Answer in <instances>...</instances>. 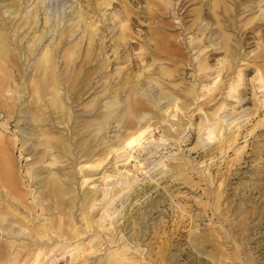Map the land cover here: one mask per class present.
Here are the masks:
<instances>
[{
    "label": "rangeland",
    "instance_id": "374dc122",
    "mask_svg": "<svg viewBox=\"0 0 264 264\" xmlns=\"http://www.w3.org/2000/svg\"><path fill=\"white\" fill-rule=\"evenodd\" d=\"M0 33V264H264V0H0Z\"/></svg>",
    "mask_w": 264,
    "mask_h": 264
},
{
    "label": "bare ground",
    "instance_id": "6f19581e",
    "mask_svg": "<svg viewBox=\"0 0 264 264\" xmlns=\"http://www.w3.org/2000/svg\"><path fill=\"white\" fill-rule=\"evenodd\" d=\"M19 11V10H18ZM25 15V14H24ZM5 35V34H4ZM18 35V34H17ZM13 37V36H12ZM0 45H2V47H0V50L2 51V54L4 56L7 55V49L5 47H3V41L1 39V33H0ZM8 45V44H7ZM62 48V47H61ZM32 49V48H31ZM194 57V56H193ZM46 64V63H44ZM44 66V69H46L45 65ZM56 81V80H55ZM1 85V84H0ZM106 90V89H105ZM153 91V90H152ZM117 92V91H116ZM112 95V94H111ZM174 99V98H172ZM112 102V101H111ZM59 101L58 100H54L52 101V104L55 106V107H59ZM63 103V102H62ZM115 102H112V103H108L107 105V115L106 117L104 118L103 121H100L98 123H96L94 126H93V130H94V135L96 136L98 133H100L106 126V123H107V119L110 117V112H112L113 109H115V105L113 104ZM119 103V102H118ZM181 103V102H180ZM120 104V103H119ZM117 106V104H116ZM14 108V107H13ZM62 108V107H61ZM158 110V109H157ZM182 111V110H181ZM119 112V111H118ZM165 112V111H164ZM121 114V113H120ZM167 114V112H166ZM173 115V114H172ZM68 116V115H67ZM105 116V115H104ZM103 116V117H104ZM163 117V116H162ZM166 120V119H165ZM178 120V119H177ZM164 121V120H163ZM217 124V123H216ZM179 126V125H178ZM72 128V127H71ZM108 130V129H107ZM60 131V130H59ZM36 132V130H35ZM80 133V132H79ZM212 132L210 131V134ZM39 134V133H38ZM152 134V133H151ZM209 134V135H210ZM92 135V133H91ZM141 135V134H139ZM138 135V136H139ZM207 136V135H206ZM211 137V135L209 136ZM135 137L133 138H130L126 141V144L128 145H132L133 142L135 141L134 140ZM213 138V137H212ZM225 138V137H224ZM74 139V138H73ZM85 139V138H84ZM87 140V139H86ZM142 141V140H141ZM81 143V142H80ZM79 143V144H80ZM125 144V145H126ZM135 144V143H134ZM81 145V144H80ZM95 145V144H94ZM80 147V146H79ZM133 147V146H132ZM225 147V146H224ZM82 146L79 148L81 149ZM83 149V148H82ZM123 149V148H121ZM62 150V149H61ZM220 150V149H219ZM218 150V151H219ZM222 150V149H221ZM225 150V149H224ZM123 151V150H122ZM85 155V154H84ZM99 157V156H98ZM96 158V157H95ZM88 162V161H87ZM70 165V164H69ZM99 166V165H98ZM101 166V165H100ZM12 167H13V159H12V156H11V153H10V149L8 147V145L4 142L3 138L0 137V180H1V183L2 185L6 188V190H12L13 192L16 191L18 193V186H17V182L15 180V177L12 173ZM83 167V166H82ZM34 173V172H33ZM181 173V172H180ZM32 174V173H31ZM47 174V173H46ZM177 175V174H176ZM107 178V177H106ZM4 190V189H3ZM50 190H51V193H53L55 196L59 195V189L57 187V185L55 184V182H50ZM92 192V191H91ZM118 192V191H117ZM104 193V192H103ZM95 194V193H94ZM93 194V195H94ZM88 196V195H87ZM91 196V195H90ZM89 196V197H90ZM113 196V195H112ZM115 196V195H114ZM10 197V196H9ZM93 198V197H92ZM98 198V196H97ZM104 198V197H103ZM88 199V198H87ZM85 198V200H87ZM91 199V197L89 198ZM88 199V200H89ZM84 200V201H85ZM88 200L86 202H88ZM105 200V199H103ZM90 202V201H89ZM1 203V202H0ZM93 204V203H92ZM98 204V203H97ZM94 207V206H92ZM106 207V206H105ZM80 212V211H79ZM86 225V224H85ZM89 226V225H88ZM91 227V226H90ZM93 228V227H92ZM49 229V228H48ZM96 229V228H95ZM10 234V233H9ZM11 235V234H10ZM37 235V234H36ZM23 236V235H22ZM42 237V236H41ZM40 240V239H39ZM81 241V240H80ZM63 243V242H62ZM63 245V244H62ZM82 245V244H81ZM77 248V246H76ZM75 248V249H76ZM81 249V247H79ZM119 249V248H118ZM117 251V250H116ZM121 251V250H119ZM99 252V251H98ZM122 253V252H121ZM114 257H116L114 255ZM110 259V258H109ZM122 259H119V258H115L113 260H110L108 262V264H118L119 262H121Z\"/></svg>",
    "mask_w": 264,
    "mask_h": 264
}]
</instances>
